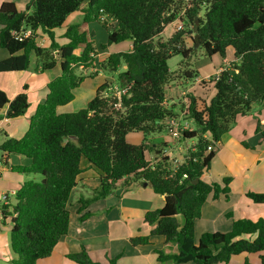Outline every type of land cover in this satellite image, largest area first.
I'll return each instance as SVG.
<instances>
[{
  "label": "trees",
  "instance_id": "1",
  "mask_svg": "<svg viewBox=\"0 0 264 264\" xmlns=\"http://www.w3.org/2000/svg\"><path fill=\"white\" fill-rule=\"evenodd\" d=\"M76 12L82 14V21L56 37L54 31ZM175 21L179 27L161 41L159 35ZM92 22L107 30V47L132 40V48L111 53L98 63L101 71L116 75V89H111L112 82H104L84 108L58 113L57 108L73 101V92L83 80L93 78L77 74L95 62L96 47L88 28ZM193 28L199 35L197 47L205 56L224 58L230 48L233 60L215 80L197 82L201 90L213 91L203 108L196 106V97L188 95L187 115L196 128L185 131L179 142L193 150L187 149L184 161L173 172L167 157L154 163L148 158L152 147L147 137L168 131V120L183 111L175 113L165 106L166 87L175 80L168 61L180 55L178 76L189 81L197 77L189 66L196 48L188 35ZM38 30L48 39L47 48L38 44ZM25 32H29L26 37ZM186 36L192 46L186 45ZM59 39L65 42L60 44ZM0 47L9 52L0 61V73L26 71L32 55L40 60L43 71L53 69L57 62L60 68L59 76L47 84L45 100L29 116L24 135L5 138L0 144L4 164L11 154L26 158L28 166L10 169L34 177L15 192L13 203L2 208L3 220H10V249L15 256L11 264H36L67 234L68 202L82 159L97 168L101 178L91 196L80 199V211L108 197L122 180L151 183L153 191L164 196L161 208L144 215V222L152 227L150 235L131 240L135 246L149 245L150 237L160 236L177 247L175 253L155 250L158 262L228 264L236 256L257 254L259 264H264V218L233 219L230 231L204 232L194 244L201 206L209 195L228 199L230 192V178L211 184L202 180L217 146L210 151L206 148L218 145L237 116L248 114L264 100V0H31L24 10L2 2ZM5 106L7 119L22 117L29 109L28 96L23 91L10 100L0 90V110ZM255 131L264 144V127L259 122ZM132 133L142 136L141 143L127 142ZM246 197L253 204H264V193L248 192ZM67 258L76 264H99L83 246Z\"/></svg>",
  "mask_w": 264,
  "mask_h": 264
},
{
  "label": "crops",
  "instance_id": "2",
  "mask_svg": "<svg viewBox=\"0 0 264 264\" xmlns=\"http://www.w3.org/2000/svg\"><path fill=\"white\" fill-rule=\"evenodd\" d=\"M30 1L0 0V4L2 2H12L17 10H24ZM81 21L82 14L80 12L72 14L61 29L54 31L55 36L61 38L68 26L78 24ZM88 28L90 31L89 25ZM37 34L38 44L47 48L49 45L48 39L40 30L37 31ZM58 42L63 44L65 41L59 39ZM125 42L128 45L117 52H112L110 49L99 52L96 49L95 62L90 68L101 71L98 63L106 59L109 54L130 51L132 40H126ZM8 57L9 52L0 47V61ZM232 60L233 51L230 48L226 50L224 58L219 55L199 57L195 60V67L193 68L198 73L197 77L194 78L195 80L189 81L178 77L167 85L165 106L178 113L182 108H185L188 103V95L192 94L197 98L196 106L200 109L203 108L206 103H209L213 91H203L201 88L196 87L198 80L212 77ZM39 62L40 60L37 61L35 56L32 55L29 68L26 71L0 73V90L5 92L10 100L24 91L29 102L27 114L17 119H7L5 117L7 106L0 110V144L5 138L19 139L24 135L28 128L29 116L33 114L36 105L43 102L47 96V84L60 74L58 62L53 69L48 71H43ZM122 69H125V66H122ZM97 75L101 82L96 89L104 82L115 81V78L107 77L105 74L97 73ZM90 79L93 78L84 79L82 84L74 90L73 101L76 99V90L83 87L85 81ZM24 86H26V89H23ZM96 89L94 92L89 90L92 96L93 93L95 95ZM93 97L87 100V96L81 94L79 99L82 107L84 108ZM72 102L57 108V112L78 111V108L74 109L70 105ZM258 122L264 127V100L254 104L248 114L237 116L233 126L221 137L211 161L210 169L204 172L202 180L211 184L213 182L221 183L223 178H230V192L228 199H224L222 195L218 199H213L212 195H209L201 206L200 216L195 221V245L204 232L230 231L233 219L256 220L264 218V204H253L246 197L248 192L264 193V144L261 143V137L255 131ZM165 131L148 136L147 143L151 145L157 154H160L157 148L159 144H168L167 149L175 148L178 150V153L174 154L175 158L181 164L184 161L185 143L171 139L168 131L166 133ZM165 134H168L169 139ZM132 139L138 141L135 144L137 145L141 143L143 138L142 136H135ZM171 154H173L171 150H164L160 156L152 161L149 152L148 158L152 163L161 157L172 160ZM5 161L4 166L0 167V209L14 202L12 191L16 192L25 181L34 178L32 175L19 174L10 169L11 166H28L30 160L11 154L8 155ZM80 168L81 173L76 178V186L71 191L68 202L69 225L67 234L60 238L47 258L38 260L36 264H76L69 260L67 255L79 252L82 246L89 258L99 264H108L111 259L116 260L115 264H171L160 263L156 260L155 250L163 249L166 253L177 251V247L166 243L163 237H150L149 245L135 246L131 241L134 237L150 235L152 227L144 222V215L148 211L161 208L164 204V196L156 194L152 186L145 181L128 179L125 183L122 180L117 183L114 192L108 197L94 201L80 211V199L90 197L92 191L99 187L101 178L100 171L85 159L80 161ZM227 214H232V217H227ZM84 215L85 218L81 219ZM177 219L179 224L182 225V218L178 216ZM2 220L0 221V239L3 232H10V220L8 218ZM250 255L253 254L236 256L228 264H246V262L259 264L258 256L252 257ZM10 260H12L11 256Z\"/></svg>",
  "mask_w": 264,
  "mask_h": 264
},
{
  "label": "rangeland",
  "instance_id": "3",
  "mask_svg": "<svg viewBox=\"0 0 264 264\" xmlns=\"http://www.w3.org/2000/svg\"><path fill=\"white\" fill-rule=\"evenodd\" d=\"M90 26V32L92 34V40L94 41V44H95V47L96 49L99 51V52H103L104 50H109L112 51V52H117L119 50H122L123 47L127 46V42H120V43H117V44H112L110 46H106V41H107V37H108V32L106 29H104L102 27V25L98 22H92L89 24ZM179 27V24L175 21V23H173L172 25H168L164 31L162 32V34L160 35V37H158L161 41H165L167 40L171 35L172 33L175 31L176 28ZM191 37L194 36V34H190ZM185 38V42H186V45L189 47V46H192V41L190 40L189 36H186L184 37ZM201 56H205L203 54V51L196 47L195 48V52L192 56V58L190 59L189 61V66L193 69L195 67L194 63H195V60H197L199 57ZM181 56L180 55H176L174 57H172L169 61H168V64H169V67L170 69L173 71V77L175 79V77H179L178 76V68H179V63L181 61ZM99 60V58H98ZM98 63V61H96ZM101 70V69H100ZM97 73H102L103 75L105 74L107 77H113L116 79V75H113L109 72H104V71H99V70H94L93 68H89V69H86V70H78L77 71V74L78 75H81V76H92L93 79H90L88 81H85L83 87H81L80 89L76 90L75 92V96H76V99L75 101H73L70 105L73 106V108H83L82 107V104H81V101H80V96L81 94H85L87 96V100H89L91 97L94 96V93H93V96L91 94V92H94L96 87L98 86V84H100L101 82V79L99 77H97ZM177 73V74H176ZM94 77H97V78H94ZM115 84V81H112L111 85L113 87V85ZM87 90V91H86ZM91 90V92L89 91ZM71 106V107H72ZM184 108H182L181 110H183ZM183 120L187 121L189 126L191 128H196V125L195 123L193 122L192 119H190L188 117L187 114L183 115V116H180ZM166 130V129H165ZM164 130V131H165ZM167 131H165L166 133ZM166 137L169 139V136L168 134H165ZM135 136H138V137H141L140 134L138 133H132V134H129L127 136V142L130 143V144H136L138 143V141L132 139V137H135ZM187 144H192L191 141H188ZM168 144H159L157 146L158 148V153L160 154H157L156 151L152 148V150H150V156L151 157V160L154 161V158H156L157 156H160L161 153L164 151V150H171V152L173 154H171V158L172 160H168V163H169V167H173V165H175L176 167L180 165L179 161L176 160L175 158V155L176 153H178V150H176L175 148L174 149H167L168 148ZM176 150V151H175ZM175 151V152H174ZM169 152V151H168ZM168 159V158H167ZM36 180L38 181L40 179V176H35ZM10 235L9 233L6 231V232H3V235L1 237V245H0V264H11V260H10V256L11 258L13 259L15 256L14 254L11 252L10 250ZM6 254V255H5ZM252 257H257L258 255L257 254H253V255H250Z\"/></svg>",
  "mask_w": 264,
  "mask_h": 264
},
{
  "label": "built area",
  "instance_id": "4",
  "mask_svg": "<svg viewBox=\"0 0 264 264\" xmlns=\"http://www.w3.org/2000/svg\"><path fill=\"white\" fill-rule=\"evenodd\" d=\"M28 35H29V32H25L23 34L24 37H26ZM220 71L221 70L217 71L212 77H207L203 81H209V80H213V79L215 80L218 77V74H219ZM198 81H202V80H198ZM111 89H116V86L111 87ZM187 107H188V104H186V106L183 109V111H182L180 116H183V115L188 113L187 112ZM167 125H168V134L171 137V139H173L175 141H179L181 139V137L183 136V133L185 131H191L192 130V128H190L188 122L183 120L181 117H176V118L169 119L168 122H167ZM216 146H217V144L209 145V146H207L206 151L213 150V149H215ZM188 148L193 150V147L187 146L186 143H185L184 154L186 153ZM2 166H4V161H3V158L0 156V167H2ZM177 167L174 165L173 167H171V170L173 172H175ZM183 177H186V175H184ZM11 194L14 196L15 195V191H12ZM3 218H4L3 217V212H2V209H0V221Z\"/></svg>",
  "mask_w": 264,
  "mask_h": 264
},
{
  "label": "water",
  "instance_id": "5",
  "mask_svg": "<svg viewBox=\"0 0 264 264\" xmlns=\"http://www.w3.org/2000/svg\"><path fill=\"white\" fill-rule=\"evenodd\" d=\"M188 34H194V36L192 37V40L195 44V47L199 46V35L197 32V29L193 28V29L188 30ZM196 182H197V180H195L193 183H196ZM149 185L152 186L151 183H149Z\"/></svg>",
  "mask_w": 264,
  "mask_h": 264
}]
</instances>
